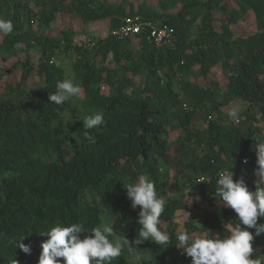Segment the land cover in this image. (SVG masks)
Returning <instances> with one entry per match:
<instances>
[{
    "label": "trees",
    "instance_id": "obj_1",
    "mask_svg": "<svg viewBox=\"0 0 264 264\" xmlns=\"http://www.w3.org/2000/svg\"><path fill=\"white\" fill-rule=\"evenodd\" d=\"M146 2L126 12L108 0H0V18L14 24L11 34H0V61L13 62L0 68V82L22 71L18 81L0 87V264H38L44 233L74 223L91 230L102 225V212L111 216V239L134 241L139 208L131 207L125 187L140 174L165 200L160 228L190 209L184 200L192 191L208 210L190 216L188 233L223 238L228 224H238L214 185L220 171L233 168L237 179L257 167L255 140H264V0H160L158 9ZM60 13L84 23L110 19L108 33L77 38L82 31L64 28L51 36ZM250 13L254 30L235 33ZM125 18L138 19L141 34L112 36ZM150 26L172 29V42L149 41ZM71 57L84 95L77 104L55 105L49 94L67 78L61 61ZM33 77L41 78L40 87H29ZM237 102L246 105L239 124L224 113ZM201 111L205 124L194 126ZM95 112L106 124L90 130L92 144L82 120ZM201 178L206 182L198 183ZM246 183L255 191L253 181ZM166 232L169 244L125 247L111 264L142 255L149 259L136 264H191L175 254L176 229ZM20 241L31 245L30 255L18 248ZM253 246V257L264 258V235Z\"/></svg>",
    "mask_w": 264,
    "mask_h": 264
},
{
    "label": "clouds",
    "instance_id": "obj_2",
    "mask_svg": "<svg viewBox=\"0 0 264 264\" xmlns=\"http://www.w3.org/2000/svg\"><path fill=\"white\" fill-rule=\"evenodd\" d=\"M13 31V22L0 18V34L8 35ZM16 47H21L19 42ZM81 93V86L68 77L57 83L55 91L49 94V100L55 105H63ZM240 112V107L235 105L227 115L232 122L239 124ZM82 121L85 139L94 144L96 138L90 130H99L106 124L103 113L86 115ZM255 141V191L249 189L243 175L234 179L233 168L220 171L214 185L215 195L237 215L238 224L230 234L223 238H208L195 233L177 232L175 246L182 249L183 255L191 258V264H264V258L253 257L256 252L253 243L257 237L264 235V223L258 222L264 218V140ZM247 162L245 159L244 163ZM200 182L206 181L201 178L198 183ZM125 188L131 207L139 208L137 223L140 228L134 241H129L126 237L122 241L111 239L114 229L110 224L97 225L91 230H86L83 223L58 225L43 234L48 239L41 243L38 264H111L125 247L131 251L133 245L139 247L145 241H152L159 246L169 244V233L159 227L161 215L165 211V200L158 195L155 182L146 174H140L134 183ZM191 193L192 203L199 197H193ZM21 241L18 248L30 255L31 245ZM12 264L18 262L14 260Z\"/></svg>",
    "mask_w": 264,
    "mask_h": 264
},
{
    "label": "rangeland",
    "instance_id": "obj_3",
    "mask_svg": "<svg viewBox=\"0 0 264 264\" xmlns=\"http://www.w3.org/2000/svg\"><path fill=\"white\" fill-rule=\"evenodd\" d=\"M108 1L113 3V4H118V5L122 4L125 6L124 9L126 10V12H130V7L134 8L136 10L142 3H145L146 1H147L146 3L148 5H150L154 9H158V7H159L158 1H160V0H128L127 2L124 0H108ZM129 2H131V3H129ZM109 22H110V19H106V20H102V21H98V22L84 23V21L76 15H75V17H73L72 14H70V13H67V14L60 13L57 16L56 21H54L52 23L51 28L47 32L51 36L57 37L60 35L62 29L71 28L78 33H80L81 31L83 32V33L79 34V37H77V38H88V37L89 38H93V37L98 38V37L106 36V34L108 33V29H109L108 28ZM254 28H255L254 15L250 13V14L246 15V17L242 20L241 23H239L238 26L234 27V31H235V33H239V34L240 33L241 34H248V33L252 32L254 30ZM86 34L88 35V37H86ZM73 61H74V59H73V57H71V58H68L67 60H64V61L62 60L61 63L65 62L64 65H66L67 78L68 77L73 78L74 81L76 83H78L75 79V73L71 67ZM12 63H13L12 61H10L8 63L0 61V68H2V69L3 68H9L10 65H12ZM110 64H112V63H110ZM21 73H22V71L18 69L17 71L14 72V75L12 74L11 76H4L3 77L4 79L2 78L1 80L5 81V82H0V87H1L2 83H10V82H6V81H11L12 79L14 81H18L21 78ZM214 73L219 78L222 76L220 66H217L214 68ZM41 83H42L41 78L33 77L32 80L30 79L29 87L30 88H37V87L41 86ZM15 84H18V82H15ZM0 90H1V88H0ZM83 95H84V92L82 90V93L80 96L70 98V100H69L70 103L71 104L79 103L78 102L79 98H82ZM235 105H238L240 107L241 112L246 108L245 104L237 102V103H234V104H231V105L225 107L224 113L227 115L230 108L232 106H235ZM204 115H205V112L201 111L198 118H197L198 121L196 123L194 122L193 125L195 126V125L205 124ZM171 139H173V138H171ZM169 173H170L171 178L174 179L175 175H176L175 170L172 169ZM240 174L244 176L246 182H252V181L254 182L255 181L254 173H252L251 171L243 170ZM86 193H87L89 199L91 197H94V194L90 193L89 191H87ZM192 196L193 197L198 196L199 199L198 200L194 199L191 203L190 195L186 196L184 201H185V203H187L189 205L190 209L186 212L180 213L176 217V219H175L174 223H172V225H170V223H168V222H163L161 225V229L163 231H166L168 228L171 227V228H175L177 232H180V231L187 232L188 229H186L185 225L188 222L190 216L202 214L203 211L208 210V206L202 202V199L200 198V196L198 194H195ZM110 218H111V216L107 212H102L101 213V220H102L101 226H103L105 224L111 225ZM228 226H229L230 230L233 229L229 224H228ZM193 233L197 234L198 236H201V233H198V232H193ZM180 253H182V249H179L175 252V254H180ZM148 259H149V256H146V255L134 256V257H131L130 262H131V264H136V263H139L143 260H148Z\"/></svg>",
    "mask_w": 264,
    "mask_h": 264
},
{
    "label": "built area",
    "instance_id": "obj_4",
    "mask_svg": "<svg viewBox=\"0 0 264 264\" xmlns=\"http://www.w3.org/2000/svg\"><path fill=\"white\" fill-rule=\"evenodd\" d=\"M124 20L125 23L119 29L113 30L111 32L112 36H116L119 38H129L141 34L143 25L141 22H139L138 19L125 18ZM148 40L154 42L158 46L164 43L169 44L173 40V31L168 27L158 29L150 26ZM54 63H55V58L52 57L50 59V64H54ZM245 159H247L248 162L250 161L249 158L246 157L243 159V163Z\"/></svg>",
    "mask_w": 264,
    "mask_h": 264
}]
</instances>
